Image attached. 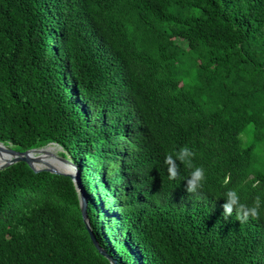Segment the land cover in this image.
<instances>
[{"label": "trees", "instance_id": "obj_1", "mask_svg": "<svg viewBox=\"0 0 264 264\" xmlns=\"http://www.w3.org/2000/svg\"><path fill=\"white\" fill-rule=\"evenodd\" d=\"M0 143L80 181L0 170V264H264V0H0Z\"/></svg>", "mask_w": 264, "mask_h": 264}, {"label": "water", "instance_id": "obj_2", "mask_svg": "<svg viewBox=\"0 0 264 264\" xmlns=\"http://www.w3.org/2000/svg\"><path fill=\"white\" fill-rule=\"evenodd\" d=\"M0 145L2 147H4V150L10 155L11 159L10 161L5 164V165H2L0 166V170L12 165V164H15V163H18V162H24L26 164H28L32 169H34L36 172L38 171H41V170H46L50 173H54V174H62V175H66V176H70L73 181L79 185L80 187V181H79V177L77 175V171H76V168L75 166L71 163L70 166H66L68 167L69 171H66V172H63V171H60V170H57L56 168L54 167H44V168H37L34 166V164L36 163V159L35 157L32 156V153L33 152H39L43 149H37V150H31V151H27V152H24V153H19L13 149H10V148H6L4 145H2L0 143ZM80 197H81V211H82V218L84 220V222L86 223V226H87V229L89 231V234H90V237H91V240L93 242V244L96 246V248L102 253V255L106 256L105 253L100 249V247L98 246L91 230H90V227L88 225V222H87V215H86V201H85V197H84V194L82 192V190H80ZM110 260V259H109ZM111 261V264H116L114 261L110 260Z\"/></svg>", "mask_w": 264, "mask_h": 264}, {"label": "bare ground", "instance_id": "obj_3", "mask_svg": "<svg viewBox=\"0 0 264 264\" xmlns=\"http://www.w3.org/2000/svg\"><path fill=\"white\" fill-rule=\"evenodd\" d=\"M52 148H46V149H43L39 152H33L32 153V156L35 157L36 159V163H40V164H44L46 167H54L56 168L57 170H60V171H63V172H66V171H69V169L66 167V166H61V165H58V164H47L46 161H44V158L47 154H49L51 152ZM0 152H4L6 153V155L0 153V166L2 165H5L7 164L11 157L10 155L4 150V147H2L0 145ZM52 162V160H50Z\"/></svg>", "mask_w": 264, "mask_h": 264}, {"label": "rangeland", "instance_id": "obj_4", "mask_svg": "<svg viewBox=\"0 0 264 264\" xmlns=\"http://www.w3.org/2000/svg\"><path fill=\"white\" fill-rule=\"evenodd\" d=\"M52 148L51 152L49 154H47L44 158V161L47 162V164H58V165H61V166H70L71 162H69L68 160H65L63 159L61 156H60V152H61V149L56 146V145H48L46 146L45 148L43 149H46V148ZM4 155H6V153L4 152H0ZM52 160V162L50 161ZM35 167L37 168H44L46 167L44 164H40V163H35L34 164ZM68 168V167H67Z\"/></svg>", "mask_w": 264, "mask_h": 264}]
</instances>
